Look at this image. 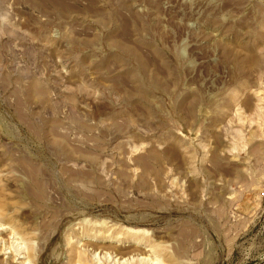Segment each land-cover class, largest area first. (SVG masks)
I'll return each mask as SVG.
<instances>
[{"label": "rangeland", "instance_id": "1", "mask_svg": "<svg viewBox=\"0 0 264 264\" xmlns=\"http://www.w3.org/2000/svg\"><path fill=\"white\" fill-rule=\"evenodd\" d=\"M0 264H264V0H0Z\"/></svg>", "mask_w": 264, "mask_h": 264}]
</instances>
